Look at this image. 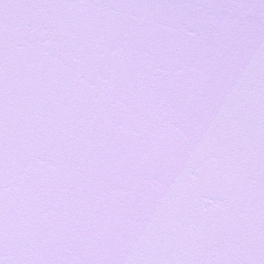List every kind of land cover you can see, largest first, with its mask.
Segmentation results:
<instances>
[{"label":"snow or ice","instance_id":"obj_1","mask_svg":"<svg viewBox=\"0 0 264 264\" xmlns=\"http://www.w3.org/2000/svg\"><path fill=\"white\" fill-rule=\"evenodd\" d=\"M0 264H264V0H0Z\"/></svg>","mask_w":264,"mask_h":264}]
</instances>
